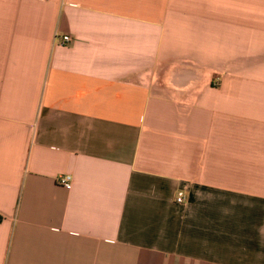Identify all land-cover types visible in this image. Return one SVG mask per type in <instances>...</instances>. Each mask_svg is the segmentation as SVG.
Returning <instances> with one entry per match:
<instances>
[{"label": "crops", "instance_id": "crops-1", "mask_svg": "<svg viewBox=\"0 0 264 264\" xmlns=\"http://www.w3.org/2000/svg\"><path fill=\"white\" fill-rule=\"evenodd\" d=\"M0 264H264V0H0Z\"/></svg>", "mask_w": 264, "mask_h": 264}, {"label": "built area", "instance_id": "built-area-1", "mask_svg": "<svg viewBox=\"0 0 264 264\" xmlns=\"http://www.w3.org/2000/svg\"><path fill=\"white\" fill-rule=\"evenodd\" d=\"M62 39L65 43L71 42V37L68 35H64L62 37ZM58 182H59V184H61L66 189H70L72 187V184H73V178L69 174L62 175L58 178ZM186 200L187 199H186L185 191L184 190L177 191V193L175 195V202L178 204H184L186 202Z\"/></svg>", "mask_w": 264, "mask_h": 264}]
</instances>
